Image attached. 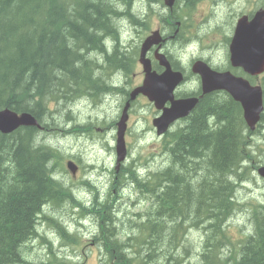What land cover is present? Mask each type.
I'll list each match as a JSON object with an SVG mask.
<instances>
[{"label":"trees","instance_id":"trees-1","mask_svg":"<svg viewBox=\"0 0 264 264\" xmlns=\"http://www.w3.org/2000/svg\"><path fill=\"white\" fill-rule=\"evenodd\" d=\"M134 3L0 0V110L29 112L42 127L0 134V264L27 263L23 248L37 236L36 220L41 213L34 217V212L41 206L60 207L58 190L64 185L55 179L52 169L57 154L40 143L39 137L55 130L53 126L61 128L62 105L104 95L102 89H108L104 82L100 85L102 80L94 73L129 72L132 58L121 54L117 46L109 51L108 45L109 41L119 43L116 29L123 16L139 25L129 12ZM122 8L125 12H119ZM260 82L264 88V76ZM180 124L165 135L166 169L141 181L130 166L121 170L126 176L123 180L132 181L150 203L140 214L136 232L140 254L144 248L147 257L136 259L128 252L132 247L127 243L134 239L119 242L113 229L105 230L104 221L113 218L110 206L96 203L94 215L102 231L97 239L104 253L113 261L111 264H148L151 252L172 250L169 257L153 255L158 256L160 264H179L180 240L192 226L204 235L201 264H264V204L251 207L252 233L239 240L236 247L228 249L233 244L225 226L228 213L236 209L238 182L244 181L247 172L243 163L254 165L257 149L252 138L264 129V115L256 130L249 132L239 105L227 94L214 92L203 96Z\"/></svg>","mask_w":264,"mask_h":264},{"label":"rangeland","instance_id":"rangeland-1","mask_svg":"<svg viewBox=\"0 0 264 264\" xmlns=\"http://www.w3.org/2000/svg\"><path fill=\"white\" fill-rule=\"evenodd\" d=\"M257 1H259L260 5H264V0H234L228 3H224V0H195L194 8L190 9V11L184 10L182 14L186 12V15L190 16L186 17L185 21H197L196 25L198 26H200L199 23L204 25V22L207 21L203 29V35L194 37L192 40L194 43L185 51H181V44L175 50L177 43H172L170 46V54L176 57L181 51L180 58L184 60L183 67L186 70L189 60L197 56L212 58L214 61L219 60L221 62L220 65H226L227 44L225 45V42L222 41L220 30L223 34L226 33L225 36L227 37V33L232 31L237 15L241 12L244 13L246 10L248 11ZM134 2L133 5H130L129 12L136 17V23L139 25H134L133 22H130L123 16L124 18L119 19L116 29L119 43L115 44L109 41L108 46L110 51H113L114 47L117 46V50L121 54L123 53L129 58L135 57L136 65L134 63L132 71L129 68V72L131 71V73H123V77L121 74L113 75L109 70L102 73H94L96 74L94 77L97 76L102 80L100 81V85L104 82V85L108 86L107 83L112 82L117 88L124 89L125 91H129L138 85L141 81V70L137 64L136 54L140 41L143 40V35L148 33L149 30L158 28L164 20H172L164 9L163 4L157 3L158 0H134ZM213 4H216V6L213 7ZM119 10V12H125L126 9L122 8ZM230 12L232 13L230 14ZM165 13H167V16L163 18L164 20H159L158 15L163 16ZM141 16H143L144 20H142L144 22L143 25ZM201 17L203 18L200 19ZM209 33H211L210 36H208ZM185 52L188 53L187 56H184ZM101 59L99 60L101 61ZM255 83L259 84V79ZM194 89L195 83L190 86L185 85L180 87L178 91L185 90L186 92H190ZM103 94L74 99L72 103L62 105L59 109L61 128L51 127L56 131L50 130L49 132L43 133L39 137V142L53 149L57 154L56 161L52 164V169L55 171V179L59 180L64 186H67V189H65L67 192L77 193L78 196L82 197L80 199L81 205L79 210L83 209V203L85 209L90 208L91 204H93L94 195H97V198L99 197V199L101 198L103 200L109 196L110 200L113 201H111L114 206L112 216L115 217L116 221L113 218H109L110 221H107L110 224H106V221H104L105 230L113 229L114 231V228H116L115 234H117V238H121L124 241L132 236L131 239H134V241L127 243L129 247H132L131 249H127L128 252L132 256H135L136 259L145 260L147 250L143 248L141 251L142 254H140L136 232L137 227L141 224L138 221L141 218L140 214L143 212L141 210H143L146 203L143 202L142 204V201L138 199V194L137 199H135V193L138 192L135 191L132 185L124 184V182L128 181H122L123 175L121 171L117 175L115 171L110 173L105 169L97 170L101 166L109 169L114 164V151L112 149L115 139V123L119 118L124 104L123 95L120 90L113 89L111 93L105 94L103 92ZM128 115L127 130L125 133L128 150L127 163L133 161L138 165L137 167L130 165L131 169H134L138 175L139 173L144 175L145 171L153 172L159 169L160 172L166 169L168 166L166 161L167 155L163 152L165 137H157L151 125L152 118L157 115L156 109L147 100L138 96L132 102ZM178 123L171 130L182 125ZM252 140L253 145L257 149V152L252 154L254 160L256 162L259 161L256 165H264V129L261 130V133L258 132V135L255 134ZM66 158L73 161L82 169L77 177V183L83 185L81 187L84 191L83 193L75 187L74 182L69 184L58 174L59 172L65 171ZM243 164L244 166L247 164L246 167L248 168L243 177L244 182H238L236 198L234 199L236 201L235 208L237 209L230 214L228 213L229 218L227 219V223H225L227 235L233 244L228 249L236 247L239 240L252 233V223L249 217L251 207L264 204V182L262 178L257 175L253 168H250L252 166L250 163L245 162ZM86 169L87 172L85 171ZM121 183L126 187L122 188ZM92 186L96 190H92ZM158 195L159 192L157 191L155 196L158 197ZM59 199L58 206L60 207L44 208L41 206L38 212H34V217L38 216L36 213L41 212L36 220V223H38L36 227L38 230L35 229L37 231V237L32 241L30 239L28 244L27 242L25 243L26 245L23 248L25 261L27 264H62L64 258L70 254L73 261H77L79 264H102L100 259L102 260L104 258L106 260L105 254L89 245L84 251L79 248L69 247V245L63 247V236L68 237L70 240L72 236L71 232L75 231L78 234L81 233V242H87L91 238V232L89 233L88 231H92V234L95 235L93 232L94 226L98 225V223L100 224V221L92 213H85L86 211H82L86 216L81 217L77 209L73 207L70 198L66 200L65 198L59 197ZM132 200H135V202ZM137 202L141 206H137ZM95 207L96 203L94 205ZM42 220H46V222L42 224ZM96 228L94 231H96ZM60 229L63 230L64 234H60ZM186 229L185 235H182L184 238L180 240L181 244L179 243L180 246H178L179 253L181 254L179 264H201L200 255L202 253L204 235L201 230L192 226ZM124 241L119 240V242ZM124 244L126 243H120V245ZM226 251L228 252V250L223 249L224 253ZM234 251L237 252V249L234 248ZM171 252L172 250L169 253ZM154 253L156 255L165 254L166 257H169V253L159 249ZM154 253L151 252V261H148V264H160L156 259L158 256L153 255ZM152 257L154 258L152 259ZM21 264H24L22 260Z\"/></svg>","mask_w":264,"mask_h":264},{"label":"water","instance_id":"water-1","mask_svg":"<svg viewBox=\"0 0 264 264\" xmlns=\"http://www.w3.org/2000/svg\"><path fill=\"white\" fill-rule=\"evenodd\" d=\"M173 1L164 0L167 6H171ZM159 41L157 33H152L143 42L140 63L145 73L144 80L141 86L130 93V100L141 94L152 102L156 109L162 111L159 117L152 120L157 136L164 134L175 120L189 115L198 103V99L194 97L174 99L173 91L183 80V76L178 71H172L163 56H158L157 59L164 71L161 74L150 71L149 61L144 59V55ZM229 61L233 67L241 68L251 76L264 72V11H258L250 21H247L246 17L238 20L229 45ZM192 72L199 76L202 95L225 91L240 105L247 127L250 130L255 128L263 110L262 91L259 86H252L244 77L234 76L230 72L211 70L203 62L194 64ZM166 102L170 104L169 107H164ZM128 107L129 104L126 103L116 124L117 164L123 161L126 155L124 133ZM20 124H34V122L26 114L18 117L8 110L0 111V131L8 132ZM258 173L264 178V168L258 169Z\"/></svg>","mask_w":264,"mask_h":264},{"label":"flooded vegetation","instance_id":"flooded-vegetation-1","mask_svg":"<svg viewBox=\"0 0 264 264\" xmlns=\"http://www.w3.org/2000/svg\"><path fill=\"white\" fill-rule=\"evenodd\" d=\"M190 0H177L176 2H177V4H175L174 6H172V8H173V10H174V13L175 12H177V15H170L169 17H171V18H173L174 19V21L175 22H177V23H180V27L179 28H173L168 22H166L165 20H164V22H162L161 23V25H159V29L161 30V32L164 34V36H163V39L165 40L164 42H163V44H162V46H161V48H162V52L167 56V58H168V60H169V62L172 64V66L174 65V67H177V69H180L182 72H183V74L186 72V69L182 66V64L180 63V62H178L177 64H176V62L175 61H173V59H172V57H171V54H170V46H171V43L170 42H172V43H177L178 41V39L177 40H171V41H169V39H173L174 38V35H175V33L177 32V31H179V30H185V29H187L188 28V22L187 21H185V18H183L182 16H180L181 15V12L184 10V8L183 7H178V6H181V5H184V4H187L188 2H189ZM214 6H216V4H213V7ZM164 7V6H163ZM262 8H264L263 6H261L260 4H259V1H257L248 11L246 10V11H244V13L243 12H241V13H239L238 15H237V18H236V20L235 21H237V19L239 18V17H241V16H247V17H249V18H251V16L254 14V12L256 11V10H258V9H262ZM165 10H168V9H166V8H164ZM171 12V11H170ZM247 12H249V13H247ZM232 12H230V14H231ZM245 13H247V14H245ZM213 16H214V13H213ZM163 19V18H162ZM161 19V20H162ZM236 23V22H235ZM163 24H166V25H163ZM234 27V26H233ZM232 27V28H233ZM162 34V35H163ZM165 43V44H164ZM177 47V46H176ZM161 50V49H160ZM153 52H154V49H151V52L149 53V54H152L153 55ZM151 58V57H150ZM217 60H215V62H216ZM219 61V60H218ZM207 62V61H206ZM151 64H152V68H153V70H155L156 72H160V67L156 64V62L155 61H151ZM228 68V67H227ZM227 68H224V69H227ZM188 70L190 71V68H188ZM185 71V72H184ZM237 72H239V70H237ZM186 79V77H185V75H184V80ZM104 88H106V89H108V90H105V89H102L103 90V92L105 93V94H109V93H111L112 92V90L114 89V87H107V86H105ZM112 89V90H111Z\"/></svg>","mask_w":264,"mask_h":264},{"label":"bare ground","instance_id":"bare-ground-1","mask_svg":"<svg viewBox=\"0 0 264 264\" xmlns=\"http://www.w3.org/2000/svg\"><path fill=\"white\" fill-rule=\"evenodd\" d=\"M157 3H162L163 4V6H164V8H166V9H168V7L165 5V3H164V0H158V2ZM141 18L143 19V16H141ZM146 21H147V19H146ZM113 73V75H118V74H123L124 72L123 71H120V72H117V71H114V72H112ZM112 75V76H113ZM107 85L109 86V87H116V85L114 84V83H112V82H110L109 84L107 83ZM65 91V90H64ZM24 113H26L30 118H31V120L34 122V124H20V125H17L16 127H14L13 129H11L10 131H8V132H3V131H0V134H2V135H9V134H12L14 131H16L17 129H19V128H23V127H25V128H36V129H41L42 127H41V125L38 123V121H37V119L33 116V114H31V113H29V112H22L21 114H24ZM43 122V121H42ZM181 123V122H180ZM180 123H178V124H180ZM44 123H42V125H43ZM180 127V126H179ZM175 128H177V127H175ZM47 130V129H46ZM40 131V130H39ZM43 131V130H42ZM84 132V131H83ZM252 132H254V131H252ZM176 138V137H175ZM71 163L72 164H74V165H76L73 161H71ZM170 163V162H169ZM125 169V168H124ZM123 169V170H124ZM113 171H115V174H117L118 175V172H120L119 170H113ZM163 171V170H162ZM122 173V172H121ZM113 174V173H112ZM114 174V175H115ZM116 175V176H117ZM123 175V174H122ZM138 175V174H137ZM119 176H120V174H119ZM119 176H118V178H119ZM130 176V175H129ZM121 177V176H120ZM124 177H126V176H124ZM123 177V178H124ZM123 178H122V181H123ZM115 179V178H114ZM125 180V179H124ZM119 181H121V180H119ZM114 182L116 183V181L114 180ZM118 182V181H117ZM151 182V181H150ZM135 183V182H134ZM136 184V183H135ZM86 185H88V184H86ZM91 187V186H90ZM137 188V187H136ZM91 190V189H90ZM95 196V195H94ZM93 198V197H92ZM106 199V200H105ZM104 200L103 199H99V197L97 198L96 196L94 197V200H93V204H91V207L90 208H86V213H92V215H94L95 214V208H94V205H95V203H98V204H104V203H107L109 206H110V213L109 214H111V216H112V213H113V204H112V200H110V198H109V196L108 197H106ZM119 199V198H118ZM101 200H103L102 202H100ZM113 200H115V199H113ZM92 201V200H91ZM91 201H90V203H91ZM112 201V202H111ZM71 204V203H70ZM83 205V208H85V206H84V203L82 204ZM82 207V206H81ZM99 207V206H98ZM97 207V208H98ZM94 208V209H93ZM96 208V209H97ZM87 209H90L91 210V212H87ZM186 212V211H185ZM105 213H104V211L101 213V215L103 216ZM108 214V215H109ZM183 214V213H182ZM194 214V213H193ZM88 215V214H87ZM91 215V214H90ZM95 216V215H94ZM113 217V216H112ZM89 218V217H88ZM93 218V217H92ZM106 218V217H105ZM108 219H109V217H108ZM113 220L114 221H116V219H115V217H113ZM196 220V219H195ZM109 221H110V219H109ZM102 223V222H101ZM63 224V223H62ZM102 224H104V223H102ZM106 224H110V223H107L106 222ZM254 224V223H253ZM100 225V224H99ZM110 226V225H109ZM253 227V226H252ZM64 228V227H63ZM38 230V229H37ZM37 232V231H36ZM110 232H112V231H110ZM118 233V232H117ZM37 234V233H36ZM132 234V233H131ZM181 236V235H180ZM35 237H37V236H35ZM115 237V236H114ZM131 238H132V236H131ZM119 240H121V238L119 239ZM132 241V240H131ZM130 241V242H131ZM127 243V242H126ZM226 253V252H225ZM227 256V255H226ZM147 257V256H146ZM156 257V256H155ZM150 258V257H149ZM154 257H152V259H153ZM151 261V260H150ZM211 261H213V260H211ZM204 263V262H203ZM208 263V262H207ZM215 264V263H214Z\"/></svg>","mask_w":264,"mask_h":264}]
</instances>
